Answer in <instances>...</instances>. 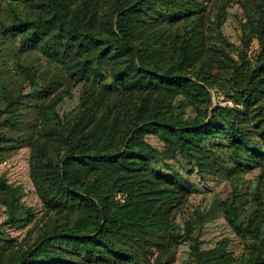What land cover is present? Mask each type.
Segmentation results:
<instances>
[{
	"label": "trees",
	"instance_id": "trees-1",
	"mask_svg": "<svg viewBox=\"0 0 264 264\" xmlns=\"http://www.w3.org/2000/svg\"><path fill=\"white\" fill-rule=\"evenodd\" d=\"M228 1L239 2L244 16L232 63L216 58L207 34L190 39L196 25L189 22L198 14L206 33L222 37ZM14 33L19 58L11 70L4 38ZM253 38L259 47L249 57ZM41 56L54 61L57 73L50 83L24 91ZM223 75L235 93L254 100L249 126L234 109L212 105L209 87ZM75 87L76 103L64 107ZM142 87L169 94L171 103L135 112ZM98 88L104 95L96 110L83 115L80 105ZM114 94L119 110L105 141L99 114ZM3 122L35 130L28 165L41 207L27 205L22 184L0 173V264H170L181 239L189 245L186 264H264V0H0ZM177 156L202 176L232 182L257 170L253 192L233 184L222 203L239 237L238 252L224 240L201 247V227L211 212L181 215L192 188L168 162ZM72 163L85 169L82 176L69 174ZM93 214L95 221L88 219Z\"/></svg>",
	"mask_w": 264,
	"mask_h": 264
},
{
	"label": "rangeland",
	"instance_id": "rangeland-1",
	"mask_svg": "<svg viewBox=\"0 0 264 264\" xmlns=\"http://www.w3.org/2000/svg\"><path fill=\"white\" fill-rule=\"evenodd\" d=\"M189 1V0H183ZM111 16V14H110ZM108 16V18L110 17ZM244 21L243 9L239 2L228 1L227 11L222 22L221 31L222 37L211 35L207 32V25L205 18L201 15H195L189 23H194L196 27L190 35L191 42L198 40L203 34H207L211 40L216 44L215 56L219 60H226L230 63L235 62L238 58L239 46L242 36V23ZM188 21L180 22L179 29ZM4 41L9 43L8 46V64L11 70H15L18 61L17 45L19 44V34H8ZM259 44L256 38H253L248 48L249 57H254L257 53ZM40 66L37 70L32 71L23 84V90L29 91L38 89L53 79L57 73L56 66L53 60L46 56L39 58ZM62 79V76H58ZM226 75L220 78L219 83L209 87L211 93L212 105H221L226 108L234 109V114L241 118L244 125H250L253 122L251 119L254 113L255 103L254 100L244 99L239 94L235 93L231 83L228 86ZM218 84V85H217ZM220 84V86H219ZM79 90L77 87L73 88L70 94H67V102L65 106H72L76 103ZM104 92L102 89H94L88 93L84 102L80 105V111L83 115H92L96 110V105L102 99ZM118 95L114 94L106 104V108L99 114L101 127L103 130V139L109 141L112 137L111 125L115 114L119 110ZM172 98L169 94L161 93L159 91L146 90L143 87L135 95L132 109L135 112H145L151 106H167L171 103ZM227 110V109H226ZM34 129H11L7 123H0V146H5L0 151V173L10 181H16L22 184L24 188L23 200L25 203L34 209H39L41 204L33 192L32 178L29 172L28 158L29 147L28 141L34 136ZM148 141L163 148L155 136L148 135ZM220 157H225L224 153L219 154ZM177 170L184 174L191 183L192 193L189 197L184 209L181 210V215H186L188 212H194L197 208L208 210L211 212L210 218L204 220L201 227V247L208 248L213 246L217 241L224 240L227 242V248L238 252L241 248L239 237L236 235L233 228L227 223L224 213L222 211V203L229 196L232 188H239L240 192L248 193L253 192L257 186L258 173L257 170H250L243 172L236 177L232 182L223 176L204 174L203 176L196 172L195 167L186 163L180 157L168 159ZM85 169L76 163H72L69 168L70 175L82 176ZM234 184V187H233ZM260 195L264 201V180L260 182ZM246 195L242 196L244 200ZM241 199V201H243ZM2 214V213H0ZM2 215H0V220ZM89 220L95 221L96 214L91 215ZM7 229L6 226L3 228ZM15 236L21 235V230H9ZM153 253L150 255V261L153 262L157 255L156 248H152ZM174 258L170 264H186L191 257L189 253V245L185 240H180L174 248Z\"/></svg>",
	"mask_w": 264,
	"mask_h": 264
},
{
	"label": "built area",
	"instance_id": "built-area-1",
	"mask_svg": "<svg viewBox=\"0 0 264 264\" xmlns=\"http://www.w3.org/2000/svg\"><path fill=\"white\" fill-rule=\"evenodd\" d=\"M117 197H119V198H120L121 196H120V195H118Z\"/></svg>",
	"mask_w": 264,
	"mask_h": 264
}]
</instances>
